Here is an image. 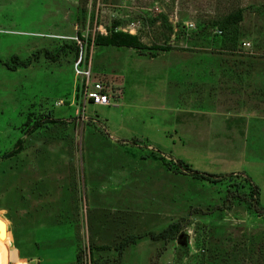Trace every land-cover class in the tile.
<instances>
[{"label": "rangeland", "instance_id": "obj_1", "mask_svg": "<svg viewBox=\"0 0 264 264\" xmlns=\"http://www.w3.org/2000/svg\"><path fill=\"white\" fill-rule=\"evenodd\" d=\"M115 22L140 48L94 45L82 113L70 39ZM7 262L264 264V0H0Z\"/></svg>", "mask_w": 264, "mask_h": 264}, {"label": "built area", "instance_id": "obj_2", "mask_svg": "<svg viewBox=\"0 0 264 264\" xmlns=\"http://www.w3.org/2000/svg\"><path fill=\"white\" fill-rule=\"evenodd\" d=\"M128 2L130 0H124ZM134 23H130L127 27L131 29L129 31H123V33L129 34L131 33ZM134 30V29H133ZM115 32H121L119 28H115ZM219 35L222 34V31H217ZM104 36L107 35L106 31L103 33ZM75 43L76 46V55L73 61L72 71L75 77V80L78 81V105L80 111L84 113L88 104L93 106H100V107H113L116 103V97L113 96L112 89L105 85L102 81H96L93 79L92 75V58H93V47L94 37L91 39L85 38L84 36H76L71 38ZM242 48L246 50L251 49V45L249 43H242ZM63 104L62 101L58 103V106ZM87 264H90L88 262Z\"/></svg>", "mask_w": 264, "mask_h": 264}, {"label": "trees", "instance_id": "obj_3", "mask_svg": "<svg viewBox=\"0 0 264 264\" xmlns=\"http://www.w3.org/2000/svg\"><path fill=\"white\" fill-rule=\"evenodd\" d=\"M241 20H242L241 15L235 14L231 17H227L221 23H219L218 27L221 28L225 34H227L226 35L227 42L230 45L233 44V42L237 39V35H236L237 31L234 33L233 28L237 23H240ZM118 25L119 24L117 22L114 23V26H113L112 30L110 31L109 35H107L105 37L97 36L94 39L95 45L139 49L140 44L137 42V39L134 36H131L129 34L122 33V32H115L114 27L116 28ZM74 47H75V51H76V46L74 45ZM19 150H20V145L16 148L15 151H13V153H18ZM256 196H257L256 190L253 191L252 193H250V195H249V197L254 199V201H253L254 205H252L253 207L258 204V200H257ZM169 228H170L169 230H171V232L177 233L178 229H179V225L178 224H172L169 226ZM163 234H164V232L160 233L158 235L159 238L162 237ZM131 241H133V239H131ZM127 242L128 241H123L120 244L121 250L127 245Z\"/></svg>", "mask_w": 264, "mask_h": 264}, {"label": "crops", "instance_id": "obj_4", "mask_svg": "<svg viewBox=\"0 0 264 264\" xmlns=\"http://www.w3.org/2000/svg\"><path fill=\"white\" fill-rule=\"evenodd\" d=\"M9 262H12L10 258H9ZM9 262H7V264H9Z\"/></svg>", "mask_w": 264, "mask_h": 264}]
</instances>
